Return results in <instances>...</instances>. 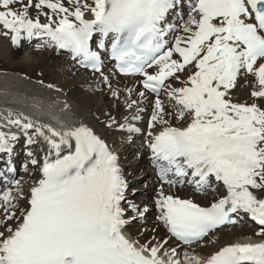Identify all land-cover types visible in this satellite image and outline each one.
Masks as SVG:
<instances>
[{
    "label": "snow or ice",
    "instance_id": "1",
    "mask_svg": "<svg viewBox=\"0 0 264 264\" xmlns=\"http://www.w3.org/2000/svg\"><path fill=\"white\" fill-rule=\"evenodd\" d=\"M184 6L185 0H0V34L14 45L39 38L99 74L97 84L117 101L126 93L123 123L111 112L95 119L104 129L126 131L129 141L144 135L162 181L156 220L169 234L126 232L149 208L128 200L119 155L104 133L84 120L58 128L9 111L0 122V154L8 156L0 175L15 172L19 136L3 129L16 127L28 149L24 171L30 164L39 176L27 193L20 179L0 188V264H264V240L229 243L206 257L184 250L182 259L179 245L169 247L171 237L198 243L242 214L264 236V0H187V19L178 11ZM107 61L134 86L114 87ZM242 74L254 78L244 102L233 98ZM149 109L144 132L134 121ZM40 139L47 145L42 159L31 150ZM165 184L214 198L202 206Z\"/></svg>",
    "mask_w": 264,
    "mask_h": 264
},
{
    "label": "bare ground",
    "instance_id": "2",
    "mask_svg": "<svg viewBox=\"0 0 264 264\" xmlns=\"http://www.w3.org/2000/svg\"><path fill=\"white\" fill-rule=\"evenodd\" d=\"M186 3L187 0H185V4ZM178 11H182L184 13V19H187V7L184 6L182 9H178ZM181 23L182 22L179 21L177 23V27H179ZM175 34L182 35L183 33L177 32ZM43 42L44 41L39 38H33L31 40H23L20 46H17L11 42L10 37L9 40L6 41L3 34L0 35V59H5L0 61V122H3V118L7 116L9 111L13 113L22 112L34 119L45 122L44 120H41V117L39 116V114H43L44 107H52L58 111H61V113H64V103L67 102L70 105L68 110L73 118L74 123L84 120L90 125L96 127L98 131L105 134V139L119 155L120 165L124 175L127 174L126 167L128 166L127 163L125 164V160L127 157H130V155L132 157L136 156L139 167L145 168V179L148 181L149 190H152V188L156 190V193L153 194V200L148 197L147 201L149 202V211L145 216L146 218L148 217V219L155 218L153 221L154 223H151L152 225L146 223L147 225H142L141 227L140 220H137L135 223H131L127 226L126 232L136 236L141 233L144 228V230H148L144 233L145 236L148 237L152 235L158 236L160 234L163 236L169 235L164 225L156 220L158 210L154 206V201L157 197L158 189L160 188L162 182L159 181L153 185L154 183L152 181L156 177L153 176L151 178L153 169L151 168L150 163L152 160L148 158L147 145L144 143V135L134 134L132 140L129 141V133L126 131H121L118 128L104 129L103 126L100 125L95 119L96 117H99L101 120H103L104 114L111 112V114L116 117L118 122L123 123V117L129 114V110L127 112L125 111L119 113V111L116 112V107H114V105L119 104V107H123V105H125L123 100L126 93H124L120 97L119 101H117L112 97L106 85L97 84V81L99 80V74H93L92 76L94 77H90L91 73H88V77H86L84 74H81L79 79L72 81V78H74L73 76H75V74L79 71L75 62L70 61L68 56H64V51H60L61 53L59 56L62 57V59L58 63H53V60L57 57L55 54V49H49V47L45 46V43L43 44ZM2 44L5 46L4 50L1 48ZM26 49L29 51H27L24 56H22L19 60H14L13 57L16 56L18 52ZM110 74L114 87L118 86L121 90H123L125 87L134 86L133 78L119 77L115 75V73L110 68L106 67L105 75ZM88 79H90L89 82L87 81ZM135 79L138 80V78ZM245 79L248 81L247 84L245 83ZM41 81H43V84L40 83ZM253 82L254 78L251 75L242 74L238 81L237 88L233 91V98L239 100L240 102L249 101ZM48 84L56 85L60 91H57L56 89H49L47 87ZM135 86L139 87V85ZM80 87L85 89V91H83ZM95 88H102V93L100 95L96 93L94 91ZM106 98L109 99L108 106H106L104 102L101 101L102 99L105 100ZM150 114L151 111L149 109L143 113L142 120L134 121V123L138 127L142 128L144 132L147 131V124ZM173 123H176V121H173ZM3 130H10L18 134L19 140L14 145V153L11 159L13 165H18L21 162V167L24 169V164L28 159V149L25 142L26 138L23 136L20 129L16 127H12L11 129L5 128ZM46 147L47 145L44 144L42 139H40L37 145L31 146V150L37 154L38 158L42 159L44 153L41 152L40 149ZM19 150L23 152L22 155H19ZM4 156L7 159L3 161L0 157V169H3V167L1 168V163L4 162L6 164V161L8 160V156ZM136 167H133V169ZM25 174V176H18V178L20 179L22 177L25 180L23 183L21 182V184L27 193L32 185L33 178H38L39 173L38 171H35L33 166L29 164V171L25 172ZM4 175L10 177L9 181L18 179L17 177H13L14 173L11 175L9 173H5ZM2 181H5L3 176L0 177V187H3L1 183ZM11 187H13L12 184ZM164 187L166 191L177 194L181 198H192L202 206H208V204H210L214 198L211 194L195 192L190 186L177 185L174 188H169V186L165 184ZM218 190L220 193L224 192L222 185L219 186ZM248 219L250 218L243 214L238 218L234 217V220H237L236 222H238L237 227L230 231L228 235H219V237H216L211 245H203L202 243L198 242L191 246H181L173 238H170L169 247H176L179 245L178 252L180 253V258L182 259L184 250H188L190 253L195 252V254L201 257H206L226 244L235 243L248 237L253 238L251 242H259L260 240H264V236L256 235V233L259 231V228L254 227L253 225L250 226L249 224L251 223H248ZM138 225H140L141 228L137 229ZM154 226L159 227L158 230L160 234H158V232H152V229L155 228ZM223 226H221L215 232L216 235L223 229Z\"/></svg>",
    "mask_w": 264,
    "mask_h": 264
},
{
    "label": "rangeland",
    "instance_id": "3",
    "mask_svg": "<svg viewBox=\"0 0 264 264\" xmlns=\"http://www.w3.org/2000/svg\"><path fill=\"white\" fill-rule=\"evenodd\" d=\"M1 48L4 50V48H5V46H4V44H2V46H1ZM27 51H29V50H21L20 52H18V54H16V56H14L13 58H14V60L15 59H20L22 56H24V54L27 52ZM3 58H1L0 59V61L2 60ZM62 59V57H60V56H57L54 60H53V63H58L60 60ZM3 60H5V59H3ZM2 60V61H3ZM105 71V70H104ZM85 75L86 77H88V75L86 74V73H84V72H81V71H78L76 74H75V76H73L74 78H72V81L73 80H77V79H79V76L80 75ZM92 77V76H91ZM62 81H64V80H62ZM88 82L90 81V79H88L87 80ZM81 89H82V87H80ZM83 91H85V89H82ZM94 91L96 92V93H98L99 95L102 93V88H95L94 89ZM107 97V96H106ZM109 98V97H108ZM102 102H104V104L106 105V106H108V103H109V99H105V100H101ZM108 109V108H107ZM116 110V112H118L119 111V113H121V112H127L128 111V109H127V107H126V105H123V107L122 106H120V107H118V108H116L115 109ZM134 141V140H133ZM127 163V167H126V175H125V178H126V180H127V182H128V189L130 188H133V189H131L130 190V193H127V198H128V200H130V198H131V201H133V202H135L140 208H141V210H143V208L145 207V206H147V207H149L148 205H149V202L147 201L148 200V197L150 198V199H152L153 200V194H155L156 193V190L154 189V188H152V190L150 189L149 190V185H148V181L145 179V174H144V169L143 168H140L139 167V165H138V159L136 158V156H134V157H132L131 155H130V157H127V159L125 160V164ZM4 164L5 163H3V168L5 167L4 166ZM137 166V167H136ZM2 167V166H1ZM133 167H136L135 169H133ZM124 173V172H123ZM26 174H24L23 173V171L21 170V169H19L16 173H15V177H17L18 178V176L20 177V176H25ZM19 179V178H18ZM20 180H21V182L23 183L25 180L21 177L20 178ZM155 184H156V182H154ZM154 185V184H153ZM7 187H9V185L7 186ZM135 188V189H134ZM127 189V190H128ZM153 197V198H152ZM145 216H146V214H145ZM155 219V218H154ZM154 219H152V218H150V219H148V217L146 218H144V219H142V220H140V224H141V227H142V225H147V224H149V225H152L151 223H154L153 221H154ZM235 221H237V220H235ZM150 222V223H149ZM147 223V224H146ZM237 225L236 224H234V223H229L228 225H226L220 232H218L217 233V235L215 234V238L216 237H219V235L221 236H223V235H228L229 233H230V231H232V230H234L235 229V227H236ZM140 227V225H138V227H137V229H139V228H141ZM143 227H146V226H143ZM155 227V229H156V232H158V234H160V232H159V227L158 226H154ZM144 231V228H143V230H142V232ZM225 232V233H224ZM158 237H163V235H158ZM214 237H212V238H207V239H205V240H203L201 243L203 244V245H211L212 244V242L214 241ZM209 239V240H208Z\"/></svg>",
    "mask_w": 264,
    "mask_h": 264
}]
</instances>
